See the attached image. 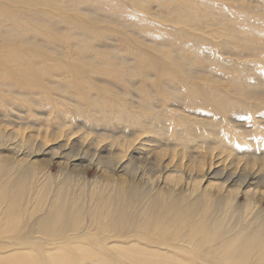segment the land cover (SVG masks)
Here are the masks:
<instances>
[{
    "label": "bare ground",
    "instance_id": "1",
    "mask_svg": "<svg viewBox=\"0 0 264 264\" xmlns=\"http://www.w3.org/2000/svg\"><path fill=\"white\" fill-rule=\"evenodd\" d=\"M215 1L225 11L230 8L231 0ZM134 2L0 0V98L4 99L2 93L12 89L73 97L77 107L123 112L117 116L131 122L128 128L136 139L162 131L159 138L148 141L167 144L180 141L178 146L182 144L190 147L189 152H197L188 145L195 137L193 124L215 128L222 121L220 110L247 105L242 100L230 99L225 92L229 89L219 85L222 76L188 66L185 70L184 58L175 53L180 38L190 39L197 31L205 33L210 20L197 15L183 19L186 15L179 14L182 2H158L163 14L153 16L180 25L169 28L177 30L175 38L179 39L161 36V43L152 45L144 33L155 34L150 32L151 23L156 25L154 22H148L150 27L140 30L137 23L112 18L130 13L137 21L142 19L140 11L151 13L148 6L138 8ZM174 12L176 16H172ZM213 14L216 16L210 23L211 33L218 37L217 26L226 25L227 21L230 27L232 21L219 12ZM223 35L230 34L220 33ZM223 44V39H218L216 46L221 48ZM227 45L224 48L229 50ZM120 48L125 50L123 57L113 54ZM91 50L98 51L103 58L97 60L96 56L88 55ZM180 73L185 76L186 94L211 120L167 109L166 97L174 99L177 93L165 87L163 79L180 78ZM95 76L105 77L111 85L96 83ZM112 85L121 86L124 95H139V99L126 100L124 95L113 91ZM155 91L161 96H158L161 106L153 102ZM118 104L143 112L114 110ZM4 128L0 127V131L5 132ZM2 137L0 132L1 144ZM44 138L31 134L21 140L24 148L19 146L29 155L40 153L78 163L96 162L112 173L122 170L128 174V181L125 184L108 175L103 183L89 186L76 182L69 170L62 179H55L36 164L25 165L0 155V264H264V209L255 213L246 209L251 216L242 221L232 206L234 191L223 197L211 190L197 192L196 187L190 191L196 193L192 196L183 187L151 184L146 178L147 174L169 168L170 160L163 159L167 155L179 158L174 167L183 174L204 169L201 164L192 167L182 162L199 155L184 154L178 149L158 153L139 146L134 148L138 156L128 158L126 154L120 155L114 145L94 146L93 142L87 143L71 134L51 140ZM225 138L232 140L229 134ZM52 141L60 142L54 146L50 145ZM102 152L107 154L101 155ZM223 152L227 159L233 158L235 147L217 154ZM242 153L246 157L244 165L209 167L206 174L233 185L247 182L264 185V165L256 168L248 158V151ZM201 154L216 157L211 149ZM248 199L250 203L261 202L257 197Z\"/></svg>",
    "mask_w": 264,
    "mask_h": 264
},
{
    "label": "rangeland",
    "instance_id": "2",
    "mask_svg": "<svg viewBox=\"0 0 264 264\" xmlns=\"http://www.w3.org/2000/svg\"><path fill=\"white\" fill-rule=\"evenodd\" d=\"M134 1L138 8L142 5L148 6L151 9V13L146 14L145 11H140L142 19H138L137 21L132 19V16L129 15L130 13H127L124 17L113 16L112 18L118 22L130 21L131 23H137L139 24L137 28L140 30L147 28L145 26L150 27L148 22H154L156 25H152L150 22V29L152 30L150 32H154L155 34L144 33L147 35L145 37L152 41L151 44H160L161 39L159 37L161 36H165L168 39L170 37L175 38L177 30L173 29L171 31L169 28L174 26L175 28L180 27V25L174 24L168 19H159L153 16L155 13L157 15L163 14L158 2L165 4H178L182 2L184 5L181 7L179 14L181 17L182 14L186 15L183 19L194 18L197 15L198 18L208 19L211 23L216 16L213 14L215 12L228 17L232 21V25L228 27L226 21V25L217 26L218 34L216 36L218 37H214V34L211 33L212 26L209 23L207 24L205 33L197 31L189 36L191 37L190 39L187 36L186 38H180L181 42L179 46L177 45L178 47L176 46L177 48L175 47V53L184 58L183 69L185 70H187L185 66H188L198 71L207 70L212 75L222 76L219 85L229 89V91L225 90V92L230 94V99L242 100L247 106L242 107L243 104H239L236 107L226 106V108L220 110L219 114L222 121L215 128H206L200 123L193 124L192 133H194L195 137L188 145L197 152H189L191 151L190 147L185 148L182 144L177 145L180 141H174L173 144L148 141L149 138H159V134L163 133L162 131L158 132L159 134L156 132L146 133L142 136L141 140L136 139L135 134H131V129L128 128L131 122L118 117L123 112L112 111L111 109L107 112L100 110L91 111L85 106L77 107L75 98L73 97H66L55 93L50 95L42 93L33 94L29 91L12 89L11 91L2 93L5 95L4 99L0 98V127H7L4 128L5 132L0 131L3 134L2 138H4V143L1 144L0 142V155H6L25 165L36 164L42 171H46L47 174H53L52 176L55 179H62L65 172L69 170L76 182H86L90 186L92 184L103 183L109 176L115 177L116 180L123 181L126 184L128 174L122 170H116L117 172L114 171L113 173L106 172L96 162L78 163V161H67L60 156L51 157L40 153L29 155L20 147L23 144V141H21L24 140L23 137L27 139L29 135L34 134L51 140L71 134L75 138H81L87 143L93 142L94 146L114 145L113 148H118L117 152L120 155L126 154L128 158L130 156H138V153H136L138 150L134 148L139 146L158 153L165 149L171 151H173L172 149H178L179 152H185L184 154L189 152L192 155H199L196 158H191V160H188V157L184 158L182 162L189 163L192 167L201 164L204 169H197L191 174H183L179 169L175 170L176 168L174 167V163L178 162L179 158L172 159V155H167L166 157L163 156V159L166 162L170 160L169 168L153 175L147 174L146 178L149 179V182L151 184H160L161 186L170 185L177 189L183 187L187 193L191 194L192 192L190 191H195L196 187L197 192L211 190L218 194L220 193L223 197L230 191H234L235 199L232 206L239 213L242 221L247 220L251 215L247 213L246 209L251 211V213L264 209V185L250 184L249 182L242 185L236 183L233 185L222 178L206 174L205 170L207 168L212 169L215 166L217 168L242 166L246 161L245 154L242 153L245 150L248 151V158H250L251 163L256 168L264 165V0H231L230 8L226 11L222 9L223 5L217 3L215 0ZM89 3L94 5L99 4L97 1H93V3L89 1ZM137 11L139 10L137 9ZM102 13L105 14V11ZM176 14L174 12L172 16H176ZM234 24L236 25L235 28H233ZM223 29H227V32L224 33ZM220 33L230 35L220 36ZM200 37H204V39H208L210 42L202 40ZM177 39L179 38L176 37L175 40ZM218 39H223V42L228 44V49H230L226 50L224 48L225 44L221 48L216 46ZM187 40L189 43H187ZM231 41L233 43L229 44ZM111 44L116 45V42L111 41ZM88 53L92 57L96 56L95 59L97 60L103 58L98 51L91 50ZM113 54L123 57L125 50L122 48L116 49ZM180 74V78L172 77L170 79L165 77L163 79L165 87H171L177 93L174 99L169 96L166 97L168 100L167 109L175 113L190 115L196 119H210L207 112L188 97V93L186 94L185 92L187 84L183 80L185 76L182 73ZM95 78L96 83L102 85L109 86L111 83L110 80L102 76H95ZM133 85L137 87L138 83H134ZM111 88L119 95L125 94L121 86L112 85ZM154 94L157 96H153V102L161 106L162 102L161 100L159 101V97L161 98V96L156 91ZM124 96L129 101H137L139 99V95ZM227 100L230 103V100ZM158 106L154 108L157 109L159 108ZM116 108L114 110H128L135 113L143 112L141 110H133L126 105L123 107L120 104ZM118 126L128 129L121 131ZM227 134L232 137V140H226ZM142 141L148 143V146L142 145ZM57 142L60 141H52L50 145L55 146ZM230 145L235 147L233 158L229 157L230 159H227L225 152L217 154L221 150L226 151L228 147H231ZM206 149H211V152L216 155L215 159L201 154ZM14 150L15 152H13ZM100 154L106 155L107 152ZM194 160H199L200 163L198 161L196 163ZM198 182L199 184H197ZM194 194L196 193H193L192 196ZM250 196L261 198V202L250 203L248 199Z\"/></svg>",
    "mask_w": 264,
    "mask_h": 264
}]
</instances>
